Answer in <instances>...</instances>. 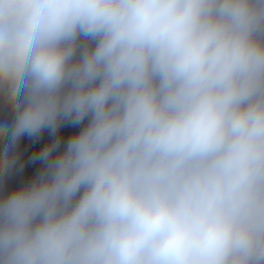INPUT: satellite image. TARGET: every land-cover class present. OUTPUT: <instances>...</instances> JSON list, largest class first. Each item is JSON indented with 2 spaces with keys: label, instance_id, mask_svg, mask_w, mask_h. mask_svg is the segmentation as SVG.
I'll list each match as a JSON object with an SVG mask.
<instances>
[{
  "label": "clouds",
  "instance_id": "9594fccd",
  "mask_svg": "<svg viewBox=\"0 0 264 264\" xmlns=\"http://www.w3.org/2000/svg\"><path fill=\"white\" fill-rule=\"evenodd\" d=\"M0 98V264H264V0H0Z\"/></svg>",
  "mask_w": 264,
  "mask_h": 264
},
{
  "label": "crops",
  "instance_id": "0c3cea01",
  "mask_svg": "<svg viewBox=\"0 0 264 264\" xmlns=\"http://www.w3.org/2000/svg\"><path fill=\"white\" fill-rule=\"evenodd\" d=\"M0 108L3 109V113L2 116L0 118V124H4V123H8L9 125L12 123L13 118H14V114L13 111L10 107L6 106L4 100L2 98H0ZM79 126H74L71 124H65L64 126H62V128L60 129L59 134L62 135L63 140H67V138L69 137V135H71L73 132L78 131ZM45 140H51L52 136L50 135V137H45ZM3 140H0V143ZM40 166H36L34 167V170L30 169L29 167L26 166H22L19 169H17L18 171L15 170H10L9 171V175L7 177V175H5L4 177V186L6 189H8V191L12 190L13 188L17 187L18 185H16V179L15 177L17 175L20 176L21 179V184L26 183L27 181H29L34 175L35 173L39 170ZM32 177H30V175H32ZM1 181V180H0ZM10 184H14V186L11 188V186H9ZM8 184V185H7ZM2 190V189H1Z\"/></svg>",
  "mask_w": 264,
  "mask_h": 264
},
{
  "label": "rangeland",
  "instance_id": "374dc122",
  "mask_svg": "<svg viewBox=\"0 0 264 264\" xmlns=\"http://www.w3.org/2000/svg\"><path fill=\"white\" fill-rule=\"evenodd\" d=\"M3 109L0 108V118L2 116ZM45 137H50V133L48 130H45L41 135L39 139L31 138L27 135L23 136L20 141L18 142V145L15 148V151L18 153V156H20L24 162L23 166L29 167L30 169L34 170V167L40 166V161H33L31 158L32 156L37 152V150L42 147L44 144L48 142V140H45ZM66 141V140H65ZM6 141H1L0 143V152L3 150V144ZM30 175V177H32ZM8 185V184H7ZM11 188L14 186V184H10Z\"/></svg>",
  "mask_w": 264,
  "mask_h": 264
},
{
  "label": "water",
  "instance_id": "95a60500",
  "mask_svg": "<svg viewBox=\"0 0 264 264\" xmlns=\"http://www.w3.org/2000/svg\"><path fill=\"white\" fill-rule=\"evenodd\" d=\"M39 150V149H38ZM37 150V151H38ZM23 164H24V162H23V160H22V158L20 157V156H18V158H17V163H16V165L12 168V170H15V171H18L17 169H19L20 167H22L23 166ZM9 173V172H8ZM6 174L7 175V177H8V175L9 174ZM4 177H5V175H3V174H0V195H3V194H5V193H7L8 192V189H6L5 188V186H4ZM15 181L17 182L16 183V185H21V179H20V176L19 175H17L16 177H15ZM2 189V190H1Z\"/></svg>",
  "mask_w": 264,
  "mask_h": 264
}]
</instances>
